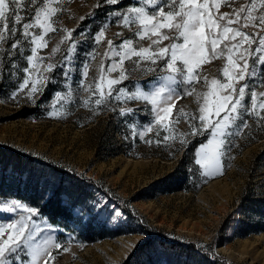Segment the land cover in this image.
<instances>
[{"label":"rangeland","instance_id":"rangeland-1","mask_svg":"<svg viewBox=\"0 0 264 264\" xmlns=\"http://www.w3.org/2000/svg\"><path fill=\"white\" fill-rule=\"evenodd\" d=\"M98 2L103 0L53 3L60 9L53 17L56 31L45 36L47 46L38 49V56L45 59L33 61L30 76L23 69L29 67L27 56L33 45L22 35L23 23L32 22L35 14L29 0L18 12L24 19L15 25V37L0 46V203L18 200L39 210L33 218L45 228L41 235L52 236L70 249L61 251L53 264H123L145 239V245L151 246L147 256L155 264H264V124L257 126L256 117L247 116L249 127L230 137L232 143L218 170L222 174L209 176L203 175L204 169L195 161L198 148L210 136L182 135L190 132L191 124L199 126V108L206 98L203 94L211 91V80L225 82L222 69L226 59L201 64L196 72L198 80L191 85H172L180 95L173 96L170 103L174 108L165 125L152 123L150 103L126 98L136 88L150 91L163 83L159 77L166 75L161 71L164 61L157 65L141 61L137 65V57L126 59L123 70L128 78L112 85V96L97 106L94 101L99 93L92 95L96 83H101L106 93L107 80L119 78L121 72L120 67L108 71L114 61L119 65L120 56L109 50L107 41L118 46L130 38L134 47L151 43L147 38L137 42L135 26L130 31L113 15L128 6L143 4V0H121L116 5L96 7ZM249 3L220 0L219 9L213 7L212 11L216 16L232 14ZM260 12L258 7L253 14L259 16ZM13 20L14 14L9 15V28L14 26ZM105 24V37L97 43L95 36ZM64 29L75 30L72 40L76 49L70 61L65 57L71 41L61 42L67 35ZM242 30L264 34V28L251 24ZM29 31L39 35L42 30L36 27ZM16 40L22 41V52L10 48ZM171 42L163 40L161 46ZM58 44L59 50L53 53ZM120 51L117 47L116 52ZM49 63L57 67L46 72ZM85 64L86 77L82 75ZM148 67L155 71H147ZM257 69L258 75L249 78L248 83L255 85L259 104L264 102V96L259 95L264 93V84L259 65ZM65 71H69L68 76ZM41 76L49 79L38 83L40 90L30 98L27 92L32 81H40ZM26 78L29 84L17 92ZM121 87L127 92L117 100ZM185 90L192 94H183ZM13 92H17L15 99ZM57 92L70 95L60 99ZM85 100L90 101L87 106ZM207 100L212 110L215 97L208 96ZM245 103L251 107L250 94ZM127 108L133 111L121 115L120 110ZM180 109L189 114L187 119L180 116L172 123ZM50 112L56 114L50 116ZM131 124L137 126V132L145 125L153 130L141 139L133 136ZM164 136L170 138L163 141ZM158 139L162 141L159 144ZM194 141L197 144L191 157L187 147ZM96 203L104 211H79ZM53 209L58 212L54 220ZM21 214L26 215L20 209L15 213L0 210V223L11 224ZM21 256L27 258L25 253Z\"/></svg>","mask_w":264,"mask_h":264},{"label":"snow or ice","instance_id":"snow-or-ice-1","mask_svg":"<svg viewBox=\"0 0 264 264\" xmlns=\"http://www.w3.org/2000/svg\"><path fill=\"white\" fill-rule=\"evenodd\" d=\"M24 2L25 0H0V46L15 37L18 30L15 25L20 24L24 19L18 14L23 8ZM59 2L60 0H29V3L35 8V14L31 17L32 22L22 25L24 39L33 45L31 55L27 56L29 67L23 69L29 76L31 75L30 69L35 67L33 61L45 59L38 56V49L46 47L45 36L49 32L56 31L54 27L56 21L53 17L57 15L60 9L52 5ZM120 2L121 0H103V3L98 2L96 7H102L104 4L116 5ZM224 2L227 3L228 0H224ZM213 7L218 10L220 0H212L211 4L209 0H163V3L161 0H143V4L128 6L123 12H114L113 15L118 17L117 23L122 27L131 31L135 26L134 36L137 38V42L147 38L151 40V43L148 47H134L133 39L128 38L117 46L113 44L112 40H108L109 50L114 55L120 56L119 65L114 61L109 65L108 71H116L117 67H120V76L117 79L107 80L108 91L106 93L103 91V85L99 82L96 83L95 90L92 92L94 96L99 93L98 98L94 101L95 104L97 106L104 104L106 99L112 96V85L119 84L128 78L123 70V63L126 59L137 57L138 60L135 61L137 65L141 61H150L152 65H157L158 61H164L165 66L161 71L166 75L159 77L163 83L157 84L150 91L136 88L135 91L128 93L126 98L150 103L152 105L151 111L154 114L152 123L165 125L174 108L170 102L173 96L180 95L177 87L172 85H178V83L191 85L193 81L198 80L196 72L201 64L209 62L210 59L225 58L226 63L222 69L225 82L217 79L211 80V91L203 94L206 98L204 104L199 108V126L191 124L190 132L182 134L192 136L208 134L210 136L207 142L202 143L196 152L197 159L195 162L204 169L203 175L205 176L222 174L218 170L221 168L222 159L232 143L230 137L241 134L249 127L247 116H255L257 126L264 124V102L256 103L258 94L255 91V85L248 83L249 78L258 75L257 66L259 65V76L261 83L264 84V34L261 32L247 33L242 30L250 24L264 28V0H259V5L257 0H250L248 6H241L239 9L233 10L232 14L222 13L219 16L213 13ZM258 7L261 9L259 16L253 14ZM12 14H14V26L9 28L7 21L9 15ZM80 19L83 20L85 17H80ZM233 24L238 26L233 27ZM36 27L42 30L41 34L37 35L29 31ZM107 27V24L103 25L96 34L97 43L105 37ZM64 31L67 32V35L62 38L61 42L71 41V45L67 49L68 55L65 57L70 61L72 59L71 53L76 49V42L72 40V32L75 30L64 29ZM117 35H122V33H117ZM163 40H171L172 42L161 46ZM21 44L22 41L16 40L11 43L10 48L19 49L22 52ZM245 44L248 47H244ZM253 45H255L254 49L252 48ZM117 47L121 50L120 52H116ZM58 50L59 44L52 49V52L55 53ZM8 55L11 56L14 53H8ZM88 55L92 56V53ZM105 56L107 58L108 54L106 53ZM249 59H252L251 64ZM238 61H243V63ZM2 63L0 61V64ZM55 67H57L56 64L49 63L45 71L50 72ZM101 69L103 70V65H101ZM87 70L88 65L85 64L82 73L85 77ZM146 70L155 71V68L148 67ZM69 71H65L64 75L68 76ZM2 73L3 68H0V75ZM178 76L183 77V80L178 81ZM46 79L49 78L41 76L40 81L33 80L27 95L31 98L40 90L38 83ZM100 80H104L103 75H101ZM28 84L29 79L26 78L19 85L17 92L23 90ZM238 85L239 87H237ZM91 87V85L88 86V88ZM249 89L250 92L247 91ZM194 91L192 89V92ZM17 92L12 93L13 99H15ZM126 92L127 90L121 87L115 99L120 100L125 97ZM192 92L185 90L183 94H192ZM249 94L252 100L251 107L245 103L246 95ZM55 95L63 99L65 95L70 94L62 95L57 92ZM199 95L197 94L198 98ZM259 95L264 96V93ZM208 96L215 97L212 110L209 109ZM89 102V100H85L84 105L87 106ZM132 111V108L121 109L120 114L123 115L125 112L130 113ZM213 111L214 116L212 115ZM55 114V112L49 113L50 116ZM188 115L183 109H180L172 123L178 121L180 116L187 119ZM129 127L133 129V136L139 135L141 139H144L147 132L153 130L150 125L143 126L139 132L135 131L137 127L135 124H131ZM232 129H236V131L233 132ZM169 138V136H164L163 141H167ZM146 142L152 143L151 140ZM161 142L159 139L156 141L157 144ZM181 142L186 143L183 139ZM18 209L26 215L21 214L11 224L0 223V264H15L17 261L19 264H53L61 251L68 252L70 250L57 242L54 237L41 235L45 228L41 227L33 218L40 214L37 208L18 200L0 203V210L15 213ZM79 211L99 213L104 211V207L96 203L87 208L81 207ZM47 227H51V225ZM54 252L56 255L53 254ZM21 253H25L27 258H22Z\"/></svg>","mask_w":264,"mask_h":264},{"label":"trees","instance_id":"trees-1","mask_svg":"<svg viewBox=\"0 0 264 264\" xmlns=\"http://www.w3.org/2000/svg\"><path fill=\"white\" fill-rule=\"evenodd\" d=\"M197 144V141L192 142L188 147H187V153H189L191 157H194V148ZM2 151V150H0ZM1 193V190H0ZM55 209H58L57 207ZM55 209H53V213L51 218L54 220L56 219V214L58 213ZM146 239L139 245L132 254H130L123 264H155L152 259L150 258L151 256H147L149 251L151 250V246L148 244L147 246L145 245ZM150 241L148 240V243ZM144 247V249H143Z\"/></svg>","mask_w":264,"mask_h":264}]
</instances>
